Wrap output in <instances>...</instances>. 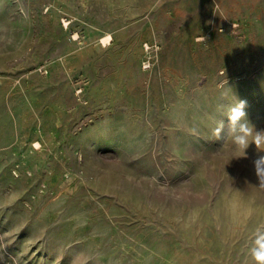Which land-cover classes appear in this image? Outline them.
Returning a JSON list of instances; mask_svg holds the SVG:
<instances>
[{"label":"rangeland","instance_id":"obj_1","mask_svg":"<svg viewBox=\"0 0 264 264\" xmlns=\"http://www.w3.org/2000/svg\"><path fill=\"white\" fill-rule=\"evenodd\" d=\"M3 77L0 264H255L264 0H0Z\"/></svg>","mask_w":264,"mask_h":264},{"label":"clouds","instance_id":"obj_2","mask_svg":"<svg viewBox=\"0 0 264 264\" xmlns=\"http://www.w3.org/2000/svg\"><path fill=\"white\" fill-rule=\"evenodd\" d=\"M246 102L240 101L235 107L230 109L228 131L233 136L235 145L240 155L234 158H241L246 156V149L251 143H254L258 148L264 143V131H255L254 127L246 119V112L244 111ZM223 127V122H221ZM249 137H253L249 140ZM255 175L258 179V185L264 188V156H259L253 161ZM251 256L255 264H264V231L258 230L253 246L250 249Z\"/></svg>","mask_w":264,"mask_h":264},{"label":"crops","instance_id":"obj_3","mask_svg":"<svg viewBox=\"0 0 264 264\" xmlns=\"http://www.w3.org/2000/svg\"><path fill=\"white\" fill-rule=\"evenodd\" d=\"M213 30V26L210 28ZM224 27H221L220 30H223ZM3 77L0 80V84L6 83V80H10L11 92L9 95H65L66 85L61 82L59 79H54V77L49 79H42V81H36L35 84L31 87L29 82L24 78H5ZM40 80V78H39ZM56 80V81H54Z\"/></svg>","mask_w":264,"mask_h":264},{"label":"built area","instance_id":"obj_4","mask_svg":"<svg viewBox=\"0 0 264 264\" xmlns=\"http://www.w3.org/2000/svg\"><path fill=\"white\" fill-rule=\"evenodd\" d=\"M143 69L144 71H148L151 69V61L148 59L143 62ZM44 74H48L47 70L42 71ZM76 85V94L77 95H83L85 88L87 86V81L85 79L79 78L75 82Z\"/></svg>","mask_w":264,"mask_h":264}]
</instances>
